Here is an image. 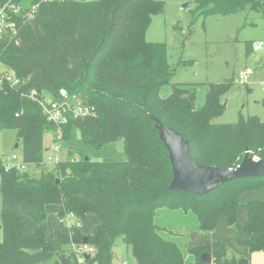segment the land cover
<instances>
[{"label": "trees", "instance_id": "16d2710c", "mask_svg": "<svg viewBox=\"0 0 264 264\" xmlns=\"http://www.w3.org/2000/svg\"><path fill=\"white\" fill-rule=\"evenodd\" d=\"M16 1L24 6L23 14L39 5L32 17H17L16 36L0 34V62L21 81L12 86L0 75V130H16L23 140L21 158L36 167L45 165L46 132L54 134L55 142L61 140L66 157L37 175L6 170L0 161V264H80L71 246L83 244L84 238L95 252L83 264H113L119 237L137 264H183V256L176 255L178 244L159 233L154 219L173 195L197 202L192 212L200 232L191 234L187 250L197 254L199 264H220L230 259L227 250L248 260L255 251L264 253V177L236 179L204 196L168 189V153L149 114L188 140L196 162L222 168L236 167L246 149L264 158V121L257 116L236 123L210 121L225 110L221 96L231 88L228 80L207 83L201 107L195 105L197 84L175 83L166 97L160 95L173 69L165 44L148 41L145 33L165 1ZM258 3L197 0L196 7L204 16L229 15ZM60 87L81 94L96 107L95 115L69 117L57 127L26 96L35 91L56 97ZM140 115L152 122L155 136L142 128ZM118 140L121 151L115 149ZM152 144L164 155L165 176L151 164L160 158L147 152ZM48 204L60 206V217L96 213L99 223L91 234L74 227L49 240ZM202 253H210L212 263L202 262Z\"/></svg>", "mask_w": 264, "mask_h": 264}, {"label": "rangeland", "instance_id": "374dc122", "mask_svg": "<svg viewBox=\"0 0 264 264\" xmlns=\"http://www.w3.org/2000/svg\"><path fill=\"white\" fill-rule=\"evenodd\" d=\"M164 1V10L152 16L145 33L148 41L165 44L167 63L173 69L170 83L162 86L160 95L166 97L171 91V85L175 83L197 84L195 105L201 107L205 102L206 84L228 80L232 82L231 88L221 96L225 110L213 116L210 121L218 124L236 123L249 116H257L264 121V45L258 51L246 49L248 43L264 42V0H259L255 7L247 6L233 14L207 16L198 11L197 0ZM247 69L251 73H246ZM2 74L13 75V72L0 62ZM139 118L147 134L155 136L151 129L152 122L144 120L145 117L141 115ZM22 142V139H17L16 130H0V161L3 165L11 164L12 155H21ZM55 145L54 134L46 132L43 136L44 159L54 156ZM115 149L122 150V140L115 143ZM146 150L149 154L160 156L157 161L151 162L152 166L160 174H168L169 168L163 162L164 155L159 146L152 144ZM58 156L65 158L66 150H61ZM254 157L259 158L257 155ZM54 167L53 162L46 161L44 166H31L27 172L37 175L41 170ZM169 182L167 177L166 183ZM168 201L154 216L159 233L178 244L176 255L179 258L183 256V264H199L197 254L187 250L191 234L200 232L197 216L192 212L197 202L184 195H173ZM1 208L0 195V241L3 239ZM45 210L49 240H56L60 231L71 232L74 227L83 234H91L99 223L96 213H89L83 219L72 216L67 220L66 216L58 215L60 206L57 204H48ZM227 254L229 257L233 253L227 250ZM123 261L137 264L130 247L119 237L114 244L113 264H121ZM251 264H264V253L253 255V261L251 256Z\"/></svg>", "mask_w": 264, "mask_h": 264}, {"label": "water", "instance_id": "95a60500", "mask_svg": "<svg viewBox=\"0 0 264 264\" xmlns=\"http://www.w3.org/2000/svg\"><path fill=\"white\" fill-rule=\"evenodd\" d=\"M149 118L153 120L158 137L168 153L172 171V179L168 186L169 191H185L204 196L220 185L236 179L264 177V158H255L248 149L236 167L222 168L196 162L189 152L188 140L180 132L175 131L153 114H149ZM86 243L87 239L84 238L83 244ZM87 257L89 256L86 255ZM200 260L212 263V257L208 253H202ZM220 264H249V260L243 257H233Z\"/></svg>", "mask_w": 264, "mask_h": 264}, {"label": "built area", "instance_id": "2783aa9c", "mask_svg": "<svg viewBox=\"0 0 264 264\" xmlns=\"http://www.w3.org/2000/svg\"><path fill=\"white\" fill-rule=\"evenodd\" d=\"M54 0H41V2H52ZM39 3H36L30 7V9L23 14L24 6L18 3L16 0H0V34L16 36L18 33V16L25 15L32 17L38 8ZM264 6V4H263ZM264 42H253L251 47L253 51L262 49ZM251 73L250 69L245 71ZM5 79L12 85L18 86L21 81L13 75L4 74ZM39 104L46 119L60 127L67 123L69 117L84 118L87 116L95 115L96 107L93 104L86 102L85 98L79 93L70 92L65 87H60L57 90L56 97L51 95H39L37 92L32 91L26 95ZM54 156H48L43 158V163L46 161L53 162L55 165L61 159L58 155L61 153V140L56 141V145L53 148ZM11 164L4 165L5 169L14 168L18 171H27L29 167H36L34 164L25 162L21 155H12ZM74 216L72 213L66 215L67 220ZM69 225V224H68ZM72 248L77 254L78 262L83 264L86 259V255L91 256L95 252L94 246L90 244L75 245L72 244ZM121 264H127L123 261Z\"/></svg>", "mask_w": 264, "mask_h": 264}, {"label": "crops", "instance_id": "0c3cea01", "mask_svg": "<svg viewBox=\"0 0 264 264\" xmlns=\"http://www.w3.org/2000/svg\"><path fill=\"white\" fill-rule=\"evenodd\" d=\"M68 226L71 227V225H68ZM69 231H70V230H69ZM69 231H68V232H69ZM71 231H72V230H71ZM60 232H65V233H67V231H60ZM60 232H59V233H60ZM259 252H261V251H255V252L252 253V255H251V256H252V261H253V255H256V253H259ZM261 253H262V252H261ZM232 255H233V254H231V256H229L228 258H230V259L233 258ZM249 264H251V257H250V259H249Z\"/></svg>", "mask_w": 264, "mask_h": 264}]
</instances>
